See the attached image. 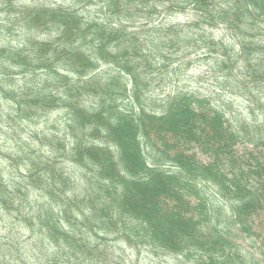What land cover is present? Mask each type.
<instances>
[{
	"label": "trees",
	"instance_id": "16d2710c",
	"mask_svg": "<svg viewBox=\"0 0 264 264\" xmlns=\"http://www.w3.org/2000/svg\"><path fill=\"white\" fill-rule=\"evenodd\" d=\"M0 214V264H264V0H0Z\"/></svg>",
	"mask_w": 264,
	"mask_h": 264
},
{
	"label": "rangeland",
	"instance_id": "374dc122",
	"mask_svg": "<svg viewBox=\"0 0 264 264\" xmlns=\"http://www.w3.org/2000/svg\"><path fill=\"white\" fill-rule=\"evenodd\" d=\"M63 0H21V2H25L28 4H35V3H48L50 5H55V3H60ZM195 18V11L191 8L186 9V11L182 12H172L170 14H167L164 12L161 17L158 18V22H162L165 24H171V23H184L191 21ZM217 35L225 36L226 32L224 29L219 28L215 31ZM228 38V36H226ZM202 61H196L192 66L190 67H184L182 71H180V80L178 82H172L167 85L165 88L166 93L172 92V90L176 87L184 88L190 91H197L201 93H207L212 94L215 96V98L218 100L219 104L222 102L225 98L227 99V104L230 103V109L228 110L229 114L236 112L240 115H243L245 117L251 118L249 116V108H248V101L240 96L236 95H230L227 93L224 94H217V91H215V82L213 77L208 73V68L205 66V63ZM218 89V88H217ZM160 97L162 96V90L158 89L154 97ZM215 99V100H216ZM216 100V101H217ZM0 234L5 233V231L10 230L11 224L9 221H6L3 219V215L0 214ZM7 234V233H5ZM127 254L129 255L128 258L134 263V264H169L171 260V256H165L161 254H155L151 253L148 249L141 250V252L138 251L136 248H130L126 247ZM264 262V261H263Z\"/></svg>",
	"mask_w": 264,
	"mask_h": 264
}]
</instances>
